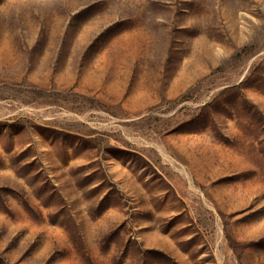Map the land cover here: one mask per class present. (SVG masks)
<instances>
[{
    "label": "rangeland",
    "instance_id": "obj_1",
    "mask_svg": "<svg viewBox=\"0 0 264 264\" xmlns=\"http://www.w3.org/2000/svg\"><path fill=\"white\" fill-rule=\"evenodd\" d=\"M0 264H264V0H0Z\"/></svg>",
    "mask_w": 264,
    "mask_h": 264
}]
</instances>
